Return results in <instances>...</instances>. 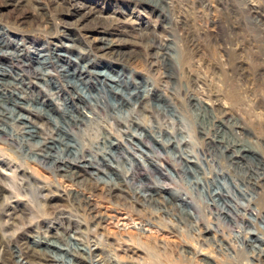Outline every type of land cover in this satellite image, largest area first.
<instances>
[{"label": "rangeland", "instance_id": "1", "mask_svg": "<svg viewBox=\"0 0 264 264\" xmlns=\"http://www.w3.org/2000/svg\"><path fill=\"white\" fill-rule=\"evenodd\" d=\"M155 1L0 0V27L9 38L15 34L24 39L30 50L31 43L36 47L46 44L49 49L75 45L89 52L94 64H108L113 70L109 74L123 73L126 90L135 92L127 103L103 86L108 103H120V107L94 112L80 138L88 149L85 159L99 160L109 151L115 157L110 156L108 166L88 168L79 178L71 177L70 172L76 169L68 163L60 167L64 170H53L39 164L40 152L31 145L18 149L0 139V264L7 261L1 246L37 237L63 248L90 247L92 254L80 251V255L70 256L75 264H264V0ZM105 30L111 47L102 52L97 50L95 39ZM165 47L169 49L166 56ZM71 52L74 58L76 51ZM86 61L79 60L93 71L108 68H93ZM28 80L37 84L18 88V95L44 94L45 98L42 95L38 102L18 98L23 106L47 108L50 103L55 108L66 99L63 94L49 99L43 80ZM77 83L80 88L85 86ZM98 84H88L87 92L97 93ZM146 87L150 93L138 102L136 91L142 95ZM120 88L124 91L125 86ZM188 94L192 101L187 100ZM21 106L14 109L25 117L22 121L41 135L47 134L53 124ZM218 110L233 128L226 138L233 137L242 148H251L236 159L237 164L228 160L237 149L225 151L224 144H211L218 129L216 123V128L212 126L210 116L220 118ZM60 112L53 109L52 117L59 118ZM0 123L15 135L21 127L20 122L13 129ZM199 126L205 133L198 131ZM135 133L143 136V142ZM107 141L120 144L116 149L108 148ZM131 163L140 164L133 179L126 173ZM149 163L173 177H162L166 190L160 195L165 204L142 189L146 184L155 186L157 181H151L145 171ZM21 165L41 179L48 188L44 194L55 192L54 186L59 188L61 201L53 198L50 203L56 202L55 208L33 197L18 175L17 166ZM153 168V177L159 176ZM256 171L263 179L262 189L251 194L255 214H246L247 220L240 226L225 225L207 206L217 186L232 184V177H250L247 174L261 178ZM174 191L182 196L184 192L201 196L200 223L185 215L184 206L172 205ZM256 236L259 241H254ZM241 238L251 240V246L243 244ZM217 242H229L239 252L220 251ZM30 245V260L50 263L33 253L46 251L45 245Z\"/></svg>", "mask_w": 264, "mask_h": 264}, {"label": "bare ground", "instance_id": "2", "mask_svg": "<svg viewBox=\"0 0 264 264\" xmlns=\"http://www.w3.org/2000/svg\"><path fill=\"white\" fill-rule=\"evenodd\" d=\"M156 2L157 1L154 0V4H156ZM108 33H106V30H105L103 31V33L101 32V34H99V36L95 39V42L99 43V46L97 47L98 51L106 52L108 49H110L111 42H108L109 41L107 37ZM7 35L8 33L3 32V28L0 27V122H4L5 124H7L8 127H12V129L15 127H19L15 125V123L20 122L21 127L18 133L15 135L12 133V130L6 128L5 126H2V124L0 123V139L4 140L5 142H9V144L11 145L17 146L18 149H21L24 145L25 146L28 144L31 145L34 151L37 150L40 152L38 154L39 164L48 165L53 170L54 169L64 170L60 167L63 165H66L65 163H68L69 167L72 166L76 169L75 171L70 172V175L72 178L81 177L82 173L83 174L86 173L88 168L99 169L100 167H103L106 163L108 162L110 163L112 161L111 158L114 159L115 157V155L112 154L113 151L111 153L109 151V153L105 154L108 156H103L99 160L95 158L85 159L84 152L87 148L85 147L86 145L83 144L80 136L84 134L83 132L86 129V127L84 128V126L86 125V123L94 119V116H95L94 112H97L100 110L103 111L108 108H111L114 111V109L118 110V108L120 107L119 105L120 103L119 104L108 103V100L106 98L107 97L106 93L103 90V86L109 87L110 88L109 91H111L112 94L120 97L121 99L129 103L132 94H134L135 92H132L130 94L126 90L127 89L126 81H123V78H122L124 77L123 73H118L115 75L109 74V72L112 73L113 70L108 64L107 65L105 63L103 64L95 63L94 64L93 62H91L93 60L90 58L89 52L76 48L75 45H72V44L70 45L61 44L59 48H56L55 45H53L49 49L46 44H42L41 46L36 47L33 43H31L29 45H31L30 48H33V49L30 50L29 46L24 42V39L16 36L15 34H11L10 38ZM72 50L76 51V53L74 54L75 55L74 58L70 56V54L72 53L71 52ZM164 50L166 51V53H163V55L167 54L168 52L167 50L169 49L168 48L166 49L165 47ZM79 60H83V61L87 60L86 62L89 64V66L92 64L93 68L94 66L95 67H108V68H106V70L104 69V70L93 71L92 69H88L86 65L84 64L81 65ZM121 65H123V63ZM169 74L166 73L167 76ZM29 77L36 81L37 80L44 81V84L47 85L49 88L48 93H46L47 98L57 99L59 98L61 94H63V97L66 99L63 100V103H58V105L55 104L54 106L55 108H52L53 106H51L50 103L48 104V107L46 106L47 108H43L39 106L37 107L23 106L24 104L20 103L22 101H19V102L17 101L18 98H21V99L24 98L25 102H28L30 100H33L34 102H38L39 98L42 95L44 97V94H40V96L39 94H36V96L34 95L29 96L27 94L26 96H23V97L18 95L17 93L18 88H21V89L22 87L26 88L28 84L30 83L37 84L36 82L29 81L28 80ZM92 78L94 79L95 82L91 80ZM26 80H28V82H26ZM82 80H84L85 82H83ZM77 82L83 83L85 86L80 88L77 86L78 84ZM94 83H99L98 84L99 88L95 86L97 93L95 94L88 93L87 85L89 84L90 87H93L92 85ZM122 85L125 86L124 91L120 88L122 87ZM136 88H137L136 90L139 89L138 86H136ZM150 90L151 89H148L146 87L145 93H143L142 95L139 94V92H142V91H136V94L138 92V95L136 96L138 102L146 98L148 94L150 93L149 92ZM23 91L26 92V90H23ZM186 98L188 101H192L193 99L191 98L189 94L186 95ZM52 104L54 105V103ZM16 106L17 107L21 106V108L26 109L29 112H33L40 117H45L47 121L49 120V122L53 124L52 128L49 130L47 134L41 135L39 132L30 128L28 125H26L22 121L25 119V117L22 114L15 113L14 107ZM53 109H58L59 112L61 111L59 114V118H56L57 116L52 117ZM201 112L202 111H198L197 113L200 114ZM217 114L220 116V118H218L217 120H215L213 116H210L212 126L214 128H216L217 126V129H218L217 132L215 133L216 134L215 138L211 137L210 139L211 144L215 143L217 144L216 145L217 147L219 146L218 144L220 145L224 144L225 151H231L233 149H237V153L232 152V154L228 155V160H230L232 164H237L235 162L237 161L236 159H239L241 158V156L246 155L247 151H249L251 148L250 149L242 148L238 144V142L233 140V137L231 138V140L226 138L228 131H231L233 128L229 125L228 121L225 119V115L223 114L222 111L218 110ZM215 123H216V126H215ZM198 131H200L201 133L204 132L203 127L199 126ZM135 136L139 138L141 141L143 140L142 135H141L142 137H139L138 134L135 133ZM106 144L108 148L111 147V148L116 149L118 148L120 142L119 144L118 143L116 144V143L107 141ZM146 146L149 147L148 144H146ZM149 148L153 150L152 147H149ZM238 154L240 156H238ZM212 161H214V158H212ZM187 162H191V161H187ZM106 165L108 166L109 164H106ZM158 166L161 167L162 169V165L161 166L158 165ZM172 166L176 167L177 165L173 164ZM138 167H140V164L138 163L130 164L129 169L126 171V173L130 172L129 174H130L131 179L136 177L135 175L136 173L134 169H137ZM144 167H145V171L148 172V176H150L151 178L150 180L153 182L154 180H157V181L156 183L154 182L155 186L152 187L146 184L142 186V189L145 192H147L149 196H152V197L158 196V198L160 199V203L161 202L164 203L165 200L163 199V196L160 195L162 193V190L163 191L166 190V186L163 181L164 179H162V177L163 178L165 177L166 179H169V180H172L173 177L166 173L165 174L161 173L159 169L156 168L157 166L154 164L152 165V163H149ZM153 167H155V171L156 173L157 172L159 173V176L153 177L154 176L153 173H155L153 172L154 171ZM17 169L19 170L18 175L22 178L25 184L29 186V190L31 191V194L33 195V197H35V199H39L43 201V203L46 204V206H49L52 201L54 202L56 200L57 202L58 199H60L61 201V198L63 197V195L60 194L59 188L57 186L53 187L55 188V192L44 194V191H46V189L48 188H46L41 183L40 178L36 177L29 168L24 167L22 165L17 166ZM115 169L118 175H121L119 174L120 172L119 169L117 168ZM243 170L245 171L244 168ZM181 171L183 172L182 169H179V173ZM247 171H249V167ZM250 171H252V169H250ZM215 172L217 173L219 171L215 170ZM220 173L222 174V171ZM255 174L260 175L261 173H257L256 171ZM222 175L224 176V174ZM247 175L250 177H246V178H233L232 177L231 178L232 184L230 185H226L225 183L219 182L220 184L219 186H217V190L214 192V197L212 198L210 197L211 202L207 205L210 211L211 209H213V212H215L216 217L221 218L224 221L225 225L227 224L229 225V227L234 226L236 224H239L240 226L242 221L247 220V218H245L246 214H251V215L255 214L254 211H256V209H254V206L253 207L250 206L251 199H252L251 194H253L254 191L257 189H262V187H260L261 185L260 180L263 179V176L260 175L262 176L261 178H259L258 176L253 178L251 174L250 175L247 174ZM148 176H147V179H149ZM239 184L241 185L239 186ZM230 186L233 189H235L236 194L231 191ZM112 188L114 189L118 187L113 186ZM112 188L110 187L109 189L111 190ZM184 193H185L183 194L184 196H182V194H180L179 191L177 192L174 191L173 193H171L173 198H175V202L174 204L172 203V205L173 206H178V205L184 206L185 208H187L186 211L184 212L185 215L192 217L195 222H198L203 217L202 216L203 214L201 211L202 208L200 209L201 200H202L201 196L199 194H197V196H194L192 194H188V193L186 194V192ZM53 198H56V199L54 200ZM241 200H247V201L242 202ZM55 203L51 204L50 207L55 208L56 207ZM200 216H201V219H200ZM94 217L92 218L94 219ZM81 223L79 222L78 225L81 226L82 225ZM250 223L251 221L249 222V224ZM203 225L205 226V223ZM31 226L28 225V227H31ZM83 226L86 228L88 225L86 226L85 224H83ZM207 227L208 226H205V228ZM206 231L208 232L209 230L206 229ZM252 235L255 236V233H252ZM241 239L243 241V244H245L248 247L251 246V240L246 239V238H241ZM258 239H259V236H256V238H254V241H259ZM30 242L34 246L45 245L44 250L46 249V251L43 252L41 251V249H37V250H34L33 253H36L37 258L39 260L50 262L49 264H75L73 263V259L70 256L76 257L77 255H80V253H82L80 251L92 254L90 253V247H84L83 249L77 246L71 247L72 245L71 246L65 245V247L63 248L61 246L59 247L58 245H56L55 242L51 243L48 241H44V240H41L39 237L33 238V240H31ZM30 242L28 241L20 242V243L19 242H14V243L9 242L8 244L10 245L6 246L5 244L1 246L3 247V250L7 256L6 258L7 261L5 260L4 263L6 264H36L34 260H30L29 258L31 254L30 253L31 251ZM217 245L220 251L221 250L222 251L231 250L233 252L238 251L232 245H230L229 242H226V244L218 243ZM50 246H53V248L55 247L57 249L54 250L50 248ZM18 257L22 259L20 261L16 260L15 258H18Z\"/></svg>", "mask_w": 264, "mask_h": 264}]
</instances>
